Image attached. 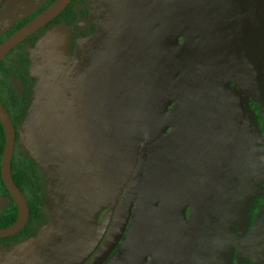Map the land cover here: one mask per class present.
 I'll return each instance as SVG.
<instances>
[{
    "label": "rangeland",
    "instance_id": "1",
    "mask_svg": "<svg viewBox=\"0 0 264 264\" xmlns=\"http://www.w3.org/2000/svg\"><path fill=\"white\" fill-rule=\"evenodd\" d=\"M46 1L8 0L0 38ZM91 1L85 30L44 33L17 53L31 55L38 78L17 153L47 175L50 222L0 243V264L83 263L145 138L144 182L107 264H264V127L248 107L264 115V0Z\"/></svg>",
    "mask_w": 264,
    "mask_h": 264
},
{
    "label": "trees",
    "instance_id": "2",
    "mask_svg": "<svg viewBox=\"0 0 264 264\" xmlns=\"http://www.w3.org/2000/svg\"><path fill=\"white\" fill-rule=\"evenodd\" d=\"M55 0H47L36 12L14 22L7 30L5 35L0 38V44L15 31L23 27L38 14L43 12ZM91 0H74L67 10L54 20L50 25L32 36L25 43L15 49L0 64V103L9 115L16 129V144L11 165L12 177L15 185L24 195L29 207V221L23 231L13 238L0 240L7 246L13 242L29 241L35 238L40 230L47 227L50 222V216L46 211L47 208V183L48 178L39 165L27 152L17 153L19 133L18 129L26 123L35 110L37 99L38 78L34 71V61L31 55L19 53L23 48L28 47L35 51L39 44L42 34L54 31L70 33L76 26H81L84 30L86 22H92L94 14L92 13ZM85 34H81V38ZM12 55L13 53H15ZM12 55V56H11ZM12 82H19L20 89H16ZM248 107L254 114L259 133H262L264 127V115L262 108L257 103L248 102ZM5 137L3 128L0 124V167L4 153ZM0 199L7 200L8 203L0 211V229L12 225L17 217V207L9 196V192L4 186L0 177ZM263 206V198L258 197L252 203L249 210V223L252 225ZM125 238V237H124ZM124 240V239H123ZM117 254V252L115 253ZM91 257V256H90ZM114 257V256H113ZM112 257V258H113ZM251 264L249 261H246Z\"/></svg>",
    "mask_w": 264,
    "mask_h": 264
},
{
    "label": "water",
    "instance_id": "3",
    "mask_svg": "<svg viewBox=\"0 0 264 264\" xmlns=\"http://www.w3.org/2000/svg\"><path fill=\"white\" fill-rule=\"evenodd\" d=\"M8 0H0V8ZM74 0H55L43 12L34 17L23 27L15 31L0 44V64L15 49L25 43L32 36L38 34L60 15H62ZM0 124L5 137L4 153L1 160L0 177L9 192V196L17 207L15 222L9 227L0 229V240L13 238L20 234L29 221L28 203L14 183L11 165L16 144V129L9 115L0 103ZM149 140L145 138L141 145L137 163L128 179V182L119 196L114 208V215L107 237L99 245L95 253L85 264H104L110 254L123 240L133 215L136 202L145 178L148 163Z\"/></svg>",
    "mask_w": 264,
    "mask_h": 264
},
{
    "label": "flooded vegetation",
    "instance_id": "4",
    "mask_svg": "<svg viewBox=\"0 0 264 264\" xmlns=\"http://www.w3.org/2000/svg\"><path fill=\"white\" fill-rule=\"evenodd\" d=\"M1 9V8H0ZM77 27V26H76ZM75 27V28H76ZM79 27H81V26H79ZM75 28H73V29H75ZM79 29H83L82 27L81 28H79ZM84 30V29H83ZM81 34L82 33H79L78 35L77 34H73L72 35V37L73 38H81ZM114 214V213H113ZM109 231H110V228H109ZM109 231H108V233H109ZM108 233L105 235V237H104V239L107 237V235H108ZM124 237H125V235H124ZM103 239V240H104ZM124 239V238H123ZM123 241V240H122ZM121 241V242H122ZM121 242L119 243V245L121 244ZM119 245H118V247L117 248H115L114 250H113V252L110 254V256L108 257V259L106 260V262L104 263V264H107L111 259H112V257L115 255V253L117 252V250H118V248H119ZM71 249L73 250L74 249V247L73 246H71ZM97 249H95L94 251H93V253L90 255V256H92L93 254H94V252L96 251ZM73 255V256H72ZM72 255H70V256H72L73 257V259H76L77 257H78V255L76 254V252H74ZM90 256H88L87 258H86V260L83 262L84 264L86 263V261L90 258ZM79 263L78 264H83L81 261H78Z\"/></svg>",
    "mask_w": 264,
    "mask_h": 264
}]
</instances>
